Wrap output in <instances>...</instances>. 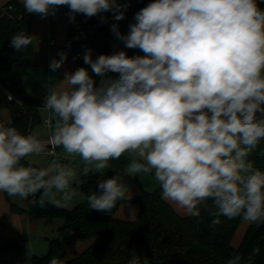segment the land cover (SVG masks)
<instances>
[{"label":"clouds","instance_id":"obj_1","mask_svg":"<svg viewBox=\"0 0 264 264\" xmlns=\"http://www.w3.org/2000/svg\"><path fill=\"white\" fill-rule=\"evenodd\" d=\"M22 3L43 18L68 6L70 20L112 11L119 21L128 7L119 0ZM134 20L127 35L117 24L111 30L126 48L145 56L119 51L93 60L89 48L83 60L99 80L81 67L47 89L42 104L49 113L47 141L0 124V191L25 199L43 189L33 203L68 208L79 176H102L109 161L127 153L131 160L123 175L97 181L100 191L87 198L90 210L111 213L118 201L131 199L124 176L152 174L162 199L187 215L199 216L200 206L211 199L213 225L221 215L264 224V171L247 159L264 140V9L257 0H152ZM33 37L18 32L11 46L21 51ZM58 55L50 62L52 72L67 60V53ZM110 72L119 79L105 78ZM48 145L78 156L82 166L21 163L45 154ZM259 251L253 249L246 264H253ZM49 264L65 261L52 257ZM128 264L141 261L133 256ZM227 264L245 262L237 254Z\"/></svg>","mask_w":264,"mask_h":264},{"label":"trees","instance_id":"obj_2","mask_svg":"<svg viewBox=\"0 0 264 264\" xmlns=\"http://www.w3.org/2000/svg\"><path fill=\"white\" fill-rule=\"evenodd\" d=\"M152 0H119L127 4L125 17L115 20L112 11L88 18L83 14H76L70 20L68 6H62L67 24L66 47L71 54L85 53L87 49L96 51L99 55L112 54L115 43H123L116 38L111 30L117 24L119 31L127 35L129 26L135 23V14ZM261 9H264V0H257ZM101 16L107 22H101ZM35 13H28L17 0H12L0 7V82L12 95L14 101H7L0 97V124L1 111L10 112V122L5 125L16 128L20 133L27 135L42 123L40 111L42 101L27 95L23 81L33 68L34 43L18 51L11 46L12 37L18 32L31 35V28ZM128 49L127 56L146 55L140 49ZM93 58V57H92ZM95 58H93L94 60ZM81 67L86 68L94 79L99 80L91 71V67L81 59ZM119 73H107L105 78L119 79ZM55 121H53L54 123ZM248 160L254 163V168L264 171V140L249 154ZM131 157L126 153L118 160L109 161V168L99 173H89L79 176L78 188L84 194L85 201L77 204L73 209L66 210L46 203L34 211L38 219L58 220L62 222L61 231L75 232L81 240L92 239V245L79 257L66 259L67 241L47 239L48 251L41 258L33 257L31 264H49L52 257H58L65 264H128L133 256H138L141 264H227V261L239 254L245 264L253 249L259 248V254L253 259V264H264V224H250L238 249L231 246L242 217L229 219L219 216V223L212 224L217 219L212 213L216 211L211 199L200 206L199 216L180 217L162 199L161 190L146 191L140 188L136 198L118 201L120 205L132 203L138 207L133 222L120 221L109 214H102L90 210L88 196L99 192L98 180H106L119 172L121 175L130 163ZM25 166L39 168L24 158L21 161ZM127 185L138 184V180L131 176H124ZM40 189L30 194L26 199H40L43 194ZM3 192V191H2ZM7 199L9 196L3 192Z\"/></svg>","mask_w":264,"mask_h":264},{"label":"crops","instance_id":"obj_3","mask_svg":"<svg viewBox=\"0 0 264 264\" xmlns=\"http://www.w3.org/2000/svg\"><path fill=\"white\" fill-rule=\"evenodd\" d=\"M10 1L12 0H0V7L6 5ZM17 1L24 8L22 0H17ZM60 8L63 9L62 6ZM37 15L38 14H36V16ZM50 27L51 29L53 28L52 31L50 30ZM31 35L34 36L33 37L34 48L44 51L46 55V61L48 65L47 66L48 88L56 85L59 82V80H63L65 72H75L78 68H81L80 64H78L74 59V56L76 54L70 55V53H68V49L66 47V42H65L67 35L66 20L65 21L59 20L57 13L53 17L52 15H49L46 18H43L40 15H38V17L34 19L31 28ZM41 37L44 39L43 41L40 39ZM50 40H54V45L52 47L48 46ZM37 43H39V47L36 46ZM118 46L117 49H119ZM60 52L67 53V60L61 66V68H59L56 72H52L49 67L50 62L52 61L53 58L60 59L58 55V53ZM82 57L83 55L77 58L80 60L82 59ZM33 62H34L33 67H35L36 64H35L34 56H33ZM29 74L30 71L26 77H28ZM26 77L24 78L23 81L24 89L27 95L33 98L35 96L29 94V91L31 90L33 91V89L31 83L29 81H25ZM44 113L47 112H44L41 109L40 111L41 118ZM48 117H49V113H47L46 119L42 120V123L40 124L41 127H44L47 131L48 129L46 128L44 121L47 120ZM10 119H11L10 112L7 109L2 110L1 111L2 125H7L10 122ZM34 129L32 133L34 132ZM48 133L50 135V131H48ZM47 139L48 138H44L41 140L47 141ZM57 148L59 147H56V150ZM38 167L41 168L40 166ZM148 176H149L148 189L150 190L146 189L142 185L140 180H138L137 178L136 179L138 180V184L127 185L130 190L129 191V195H131L130 200L137 197L140 188L146 191H152L155 189L161 190V187L158 184V182L154 179V176L152 174H148ZM164 201L180 217L185 218L190 216L185 213L184 209L179 208L178 206H176L175 204L169 201L166 200ZM37 205L32 208L30 199H26L25 204L20 205L17 203L16 197L11 196L9 199H7L6 196L3 194V192L0 191V264L1 263L21 264L22 262H25L27 260L31 261L33 257L41 258L45 256L48 251L47 239L50 238L47 237L44 238L46 243L44 247L35 245L36 240H39V236H40L39 228L42 226H47L46 233H49L50 237L54 236L55 239H59L61 241L62 240L67 241L65 257L68 260L79 257L87 248H89L92 245L93 243L92 239L81 240L75 232L61 231L60 230L62 226L61 221L36 218L33 213L39 207ZM137 211H138V207L135 204L127 203L120 205L117 208H114L113 211L109 213V215L120 221L133 222L136 218ZM248 226L249 223L244 219L240 222L238 229L231 241V246L234 249H238L240 247ZM13 256H15L16 258L14 259Z\"/></svg>","mask_w":264,"mask_h":264},{"label":"rangeland","instance_id":"obj_4","mask_svg":"<svg viewBox=\"0 0 264 264\" xmlns=\"http://www.w3.org/2000/svg\"><path fill=\"white\" fill-rule=\"evenodd\" d=\"M60 7L61 6H59L57 8L56 13L58 14L59 20L65 21V16H64L63 9H61ZM36 17H38V15L36 16V14H35V18ZM40 39L42 41L44 40L42 37ZM114 45H119L118 46L119 47L118 52L119 51H124V52H126V54H128V49L125 47V45L123 43H121V44L115 43ZM68 53H70V52L68 51ZM83 54L84 53H82V55ZM70 55H71V53H70ZM98 55L99 54L96 51L92 50V57L93 58H96V56H98ZM34 59H35L36 66L33 67L30 70V74H29L28 77H26L25 81H29L31 83V86H32V89H33V91L32 90L29 91V94H31L32 96H35L33 98H35L36 100L43 101L44 97L47 94V89H48V87H47V84H48L47 83L48 82L47 66L48 65H47V61H46L45 52L42 51V50H39L37 48H34ZM74 59H75V61L78 64L81 63V59L79 60L76 55L74 56ZM80 66H81V64H80ZM2 77H3V74L0 75V78H2ZM46 117H47V113H44L42 115L41 119L44 120V119H46ZM33 134H38V137L40 139H44V138H48L49 137L48 131L44 127H41V125H38L37 127H35ZM57 156H58L57 157L58 159H60V158H69L70 157V156H67L64 153L62 147L57 148ZM26 160L28 162H32V163L36 164L37 166H40L41 168H47L49 166V164L53 161V159L47 153L26 157ZM74 166H82V161L80 160V158L78 156L75 158V165ZM133 178H137L138 180H140V182L142 183V185L146 189L149 188V180H148L149 176H148V174H140V176H136V177H133ZM78 180H79V177H78ZM72 189L75 191L76 195L74 196L73 201L71 202V206L68 207V208H64L66 210H71L77 204L82 203L83 201H85V196L79 190L78 183L73 182ZM148 190H150V189H148ZM13 197H16L17 203L20 204V205H23L26 202V198L24 199V198H21L19 196H13ZM61 208H63V207H61ZM101 213L102 214H108L106 212H101ZM46 227L47 226H42V227L39 228V230H40L39 231V235L40 236H39V240H36V244L35 245H39V246L44 247L46 245L44 238H46V237L50 238V239L54 238V236L50 237V234L46 233L47 232ZM13 258L15 259L16 257L13 256ZM30 263H31V261L27 260L25 262H22L21 264H30ZM1 264H4V263H1Z\"/></svg>","mask_w":264,"mask_h":264},{"label":"built area","instance_id":"obj_5","mask_svg":"<svg viewBox=\"0 0 264 264\" xmlns=\"http://www.w3.org/2000/svg\"><path fill=\"white\" fill-rule=\"evenodd\" d=\"M54 15H52L53 17ZM50 30L52 31L53 28L51 29L50 27ZM54 45V40H50L49 43H48V46L49 47H52ZM36 46L39 47V43L36 44ZM117 46L118 45H114L113 48H112V54L113 53H116L118 52V49H117ZM77 57H80L81 55L80 54H76ZM0 97H5L7 99V101H14V98L12 97V95L6 90L5 86L0 82ZM46 121V120H45ZM45 121H44V124H45ZM46 128L49 130L48 126L45 124ZM47 154L53 159V161H58L59 163L61 164H71V165H75V159H73L71 156L69 158H60L58 159L57 157V150L56 148L53 150L51 145H48L47 146ZM35 201H39V199H33ZM33 200H31V207H35L37 205V203H33Z\"/></svg>","mask_w":264,"mask_h":264}]
</instances>
